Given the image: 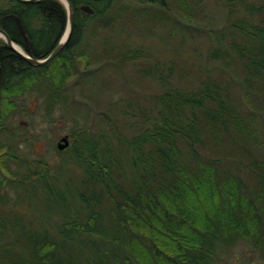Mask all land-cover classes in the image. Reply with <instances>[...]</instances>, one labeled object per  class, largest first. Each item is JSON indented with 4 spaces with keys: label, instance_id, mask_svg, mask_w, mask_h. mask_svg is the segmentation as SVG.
I'll use <instances>...</instances> for the list:
<instances>
[{
    "label": "trees",
    "instance_id": "obj_1",
    "mask_svg": "<svg viewBox=\"0 0 264 264\" xmlns=\"http://www.w3.org/2000/svg\"><path fill=\"white\" fill-rule=\"evenodd\" d=\"M70 1L72 35L49 63L28 62L0 38V264H216L240 243L264 256V154L253 149L257 120L264 131V0H224V23L201 35L205 65L195 71L174 57L194 33L200 0ZM146 18L181 40L166 64L140 70L159 90L134 111L107 104L90 124L76 95L86 77L105 61L155 56L129 43L105 56L95 44ZM67 26L61 0H0V28L35 59L48 57ZM229 69L254 112L233 96ZM34 93L48 116L61 108L76 122L55 163L29 158L19 142L28 138L7 132L19 100Z\"/></svg>",
    "mask_w": 264,
    "mask_h": 264
},
{
    "label": "rangeland",
    "instance_id": "obj_2",
    "mask_svg": "<svg viewBox=\"0 0 264 264\" xmlns=\"http://www.w3.org/2000/svg\"><path fill=\"white\" fill-rule=\"evenodd\" d=\"M133 1L139 3L138 0ZM144 2L145 0H140V4ZM223 3L224 0H200V3L197 4V11H193L194 33L189 34L187 40L183 42V46L180 47L182 54L180 56L176 55L175 60L180 58L187 60L194 71L195 66L205 65L204 52L206 48L201 35H206L208 29L218 28L224 23L226 11ZM166 30V27L153 24L151 20L146 23L125 24L119 29L117 36H111L107 42L100 40L95 44L98 51L105 54V56L115 45L125 47L127 43L130 44L132 49L143 48L145 51H148L147 48L150 46L155 56L152 61L144 58L128 65L125 63L115 65L105 61L104 68L102 67L96 75L93 72V74L86 77V83L77 88L76 95L80 98L82 106L87 107L89 110L85 111L83 115H89L88 121L91 122L90 124L93 123L92 121L100 112H106L107 104L123 101L122 104H130L129 111H134L135 107H132L131 104L146 107L152 102L149 95L157 92L160 86L153 77L146 75L142 77L145 72L140 73V70L144 68V64L149 62H158L159 65H164L166 59H171L170 52H173L171 50H173L175 44H180L181 40L180 37L166 39ZM214 65V63H210L208 68L210 69ZM212 73L217 76L219 70L213 69ZM194 75L191 74L192 77L189 80L195 77ZM223 75L231 83L233 96L243 103V109L249 113L254 112V103L252 101L246 102L244 99L243 90H241L238 83V76L231 73L230 69L224 71ZM19 104L18 109L7 121V132L13 129L15 137L25 135L28 138V141L19 139V142L29 158H42L51 163L59 161L61 156H58V142L68 135L69 147L73 144L72 134L76 127L75 120L65 115L61 108H56L53 114L48 116L42 98L35 93L22 97ZM75 105L78 104L73 100L71 106ZM70 108L73 109V107ZM84 122L85 119L79 117L77 127L83 126ZM258 123L257 120L256 135L258 142L253 144V149L255 154L260 155L264 154V131ZM246 171L247 169L244 168V173ZM245 174L247 175V173ZM216 264H264V256L260 252L253 251L249 244L240 243L230 251L220 253Z\"/></svg>",
    "mask_w": 264,
    "mask_h": 264
},
{
    "label": "water",
    "instance_id": "obj_3",
    "mask_svg": "<svg viewBox=\"0 0 264 264\" xmlns=\"http://www.w3.org/2000/svg\"><path fill=\"white\" fill-rule=\"evenodd\" d=\"M20 2H24V3H36L39 0H18ZM68 11V26L66 29L65 34L63 35L62 39L60 40V42L58 43V45L54 48V50L48 55V57L44 58V59H35L33 57H31L30 55H28L27 53L23 52L8 36V34L0 28V34L1 36L4 38V40L6 41V43L14 50L16 51L19 55H21L24 59H26L28 62L36 65V66H41L44 65L46 63H49L50 61H52L64 48V46L66 45V43L69 41L73 29H74V21H75V11H74V7L71 3L70 0H61ZM81 10H83L86 13L89 14H93L94 13V9L90 6V5H82L81 6ZM19 23H20V27H21V31L23 33V35L25 36V39L27 41V44H30V41L26 35V28L24 26V24L22 23L21 19H18ZM69 28V30H68ZM68 30V31H67ZM70 145V141H69V136L66 135L64 136L59 142H58V149L59 150H64L67 147H69Z\"/></svg>",
    "mask_w": 264,
    "mask_h": 264
},
{
    "label": "bare ground",
    "instance_id": "obj_4",
    "mask_svg": "<svg viewBox=\"0 0 264 264\" xmlns=\"http://www.w3.org/2000/svg\"><path fill=\"white\" fill-rule=\"evenodd\" d=\"M68 30H69V28H68ZM68 30H67V31H68ZM0 37H1V34H0Z\"/></svg>",
    "mask_w": 264,
    "mask_h": 264
}]
</instances>
